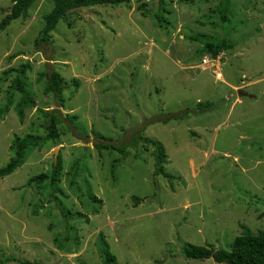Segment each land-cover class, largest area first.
<instances>
[{
  "label": "rangeland",
  "instance_id": "rangeland-1",
  "mask_svg": "<svg viewBox=\"0 0 264 264\" xmlns=\"http://www.w3.org/2000/svg\"><path fill=\"white\" fill-rule=\"evenodd\" d=\"M219 2L77 9L36 50L53 4L35 0L0 32V168L13 157L14 138H45L39 111L64 119L56 141L29 149L0 180V264H103L104 246L114 264H217L187 260L183 248L229 251L240 225L264 229V0L228 1L233 48L212 59L189 39L224 37ZM11 7L0 0V21ZM23 64L34 107L20 119L23 94L11 82ZM51 71L65 83L59 97L44 91ZM198 103L210 108L196 112ZM139 132L162 145L174 180L155 174L154 150L140 142L125 159L93 148L98 135L127 146ZM55 155L59 182L29 184L51 174Z\"/></svg>",
  "mask_w": 264,
  "mask_h": 264
},
{
  "label": "trees",
  "instance_id": "trees-1",
  "mask_svg": "<svg viewBox=\"0 0 264 264\" xmlns=\"http://www.w3.org/2000/svg\"><path fill=\"white\" fill-rule=\"evenodd\" d=\"M53 4L52 10L44 16V25L39 32L38 37L35 39L34 46L38 49L39 44L47 45L50 40V34L55 29L60 21H65L69 12L81 9L91 8L95 6H121L128 5L129 0H50ZM229 0H220L218 6L219 19L223 26V38L211 39L204 36L192 37L189 40L197 42L202 47V52L210 55L212 59H216L219 54L227 52L233 48L225 38L228 34L226 25L228 23L227 10ZM35 0H12V7L8 14L0 21V32L6 30V28L15 20L25 18L28 14V10L32 6ZM142 6V5H141ZM140 6V7H141ZM144 16V15H143ZM155 19L159 26H161L162 20L159 14H156ZM29 65L23 64L16 70V77L11 82V87L14 91L23 94L20 102L16 104L17 115L20 119L23 117V111L34 107V100L29 97L25 91L26 85L24 78L29 71ZM46 78L45 93L52 94L55 97H59L64 88L65 83L58 75V73L51 71L44 75ZM210 108L209 103H198L195 107V111H205ZM43 116L44 124L42 125L45 131V138L33 135H26L23 138H14L11 146L13 157L2 168H0V180L13 174L18 168L24 164V155L29 149L38 148L43 140L56 141L60 134L57 126L64 120L62 115L56 111H39ZM181 118L178 114L175 117ZM169 118V119H170ZM166 122V121H162ZM97 141L93 143V148L98 152L109 151L116 152L121 155L122 159L128 157V148L136 146L137 142H140L143 146H149L153 148L154 153L152 155L154 160V172L157 176H162L167 180H174L172 175H168L164 171L165 153L164 148L158 142L152 141L142 136V133H136L133 136L131 144L127 146H116L108 142L103 136H96ZM62 172V166L60 158L54 163L51 174H40L31 178L28 183H34L37 186H42L46 182L51 187L55 186L59 182V177ZM139 199L134 197V205H138ZM241 233L234 239L229 251L222 249H215L213 246L198 247L193 245H186L183 248V257L187 260L203 261L212 259L217 264H264V229L253 234L250 229L245 225H240ZM105 245V244H104ZM100 255L103 258V264H114L115 257L111 255L107 248H100ZM12 261L19 264H41L31 263L27 261Z\"/></svg>",
  "mask_w": 264,
  "mask_h": 264
},
{
  "label": "water",
  "instance_id": "water-1",
  "mask_svg": "<svg viewBox=\"0 0 264 264\" xmlns=\"http://www.w3.org/2000/svg\"><path fill=\"white\" fill-rule=\"evenodd\" d=\"M237 95H239V96H247V94L243 90H238L237 91ZM54 161L55 162L57 161V155H55Z\"/></svg>",
  "mask_w": 264,
  "mask_h": 264
},
{
  "label": "built area",
  "instance_id": "built-area-1",
  "mask_svg": "<svg viewBox=\"0 0 264 264\" xmlns=\"http://www.w3.org/2000/svg\"><path fill=\"white\" fill-rule=\"evenodd\" d=\"M206 62H207V60L205 59V60H204V63H206ZM220 77H221V76H218V79H219Z\"/></svg>",
  "mask_w": 264,
  "mask_h": 264
}]
</instances>
